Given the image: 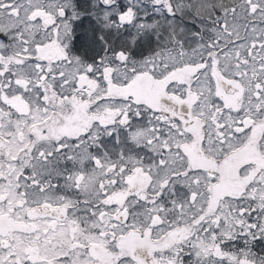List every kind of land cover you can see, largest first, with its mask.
<instances>
[{
	"label": "snow or ice",
	"instance_id": "snow-or-ice-1",
	"mask_svg": "<svg viewBox=\"0 0 264 264\" xmlns=\"http://www.w3.org/2000/svg\"><path fill=\"white\" fill-rule=\"evenodd\" d=\"M0 264H264V0H0Z\"/></svg>",
	"mask_w": 264,
	"mask_h": 264
}]
</instances>
